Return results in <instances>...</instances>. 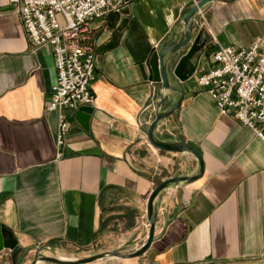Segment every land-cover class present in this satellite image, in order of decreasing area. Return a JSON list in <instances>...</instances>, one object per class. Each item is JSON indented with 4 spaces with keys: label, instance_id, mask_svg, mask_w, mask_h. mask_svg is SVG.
<instances>
[{
    "label": "crops",
    "instance_id": "1",
    "mask_svg": "<svg viewBox=\"0 0 264 264\" xmlns=\"http://www.w3.org/2000/svg\"><path fill=\"white\" fill-rule=\"evenodd\" d=\"M192 4L131 0L88 23L84 35L96 54L93 110L87 128L76 109L70 112L58 144L57 110L45 109L56 79L51 48H33L15 5L0 0V225L20 247L15 260L4 247L0 264H29L43 247H90L109 225L131 231L128 247L145 238L152 188L198 171L192 153L161 150L147 139L159 92L161 111L181 102L157 122L154 135L194 146L204 169L157 194L154 235L144 253L102 264H264V139L220 113L195 79L214 65L219 45L248 46L262 32L264 0L201 6L194 35L204 26L209 46L188 79L173 78L182 93L169 91L151 78L149 57L178 39Z\"/></svg>",
    "mask_w": 264,
    "mask_h": 264
},
{
    "label": "built area",
    "instance_id": "2",
    "mask_svg": "<svg viewBox=\"0 0 264 264\" xmlns=\"http://www.w3.org/2000/svg\"><path fill=\"white\" fill-rule=\"evenodd\" d=\"M197 0H193L196 2ZM26 35L37 49L51 48L56 79L46 95V110H57L56 140L64 142L67 115L94 101L95 49L84 32L88 23L119 12L125 0H11ZM201 17L204 12L198 10ZM263 30L248 46L219 45L214 65L196 75L222 114H231L264 139V15Z\"/></svg>",
    "mask_w": 264,
    "mask_h": 264
},
{
    "label": "water",
    "instance_id": "3",
    "mask_svg": "<svg viewBox=\"0 0 264 264\" xmlns=\"http://www.w3.org/2000/svg\"><path fill=\"white\" fill-rule=\"evenodd\" d=\"M131 0H125L129 2ZM211 0H197L182 16V32L178 39L165 43L159 50H153L149 57V65L151 69V78L154 81L160 82V87L169 91L180 92L182 89L179 86L173 85L174 80L184 81L188 79L196 70L199 61L209 46L210 36L206 33L205 27L202 26L194 35V19L198 10L205 3ZM160 98L157 103L156 112L147 128V139L153 146L165 151H188L192 153L198 161V171L194 174L188 175H174L160 180L150 191L146 201V216H147V234L145 238L136 246L120 250H107L103 252L93 253L81 258L63 259L60 257L48 255L38 250L29 264H38L43 261H50L59 264H80L93 261L104 256H114L116 258H124L131 256H140L150 245L155 228L156 211L154 208V200L157 194L166 187L169 183L179 180H193L199 177L204 169V160L201 153L189 143L184 141H166L157 138L154 135V127L157 122L163 117L171 114L177 109L181 102V97L175 101L171 107L165 111L160 110L161 103L164 96L159 92ZM93 107L91 105H80L74 112L75 118L82 126L87 128L88 119L92 113ZM10 249V254L15 260L17 254L20 252V247L17 245L16 239L12 233L5 227L0 225V251L4 248Z\"/></svg>",
    "mask_w": 264,
    "mask_h": 264
},
{
    "label": "rangeland",
    "instance_id": "4",
    "mask_svg": "<svg viewBox=\"0 0 264 264\" xmlns=\"http://www.w3.org/2000/svg\"><path fill=\"white\" fill-rule=\"evenodd\" d=\"M124 231L125 230L121 229L120 227H114L112 225H109L103 231L100 232L95 243L92 244L90 247L76 248L73 246H67V247L58 249L57 251H55L52 248L43 247L42 253L60 257L63 259H68V258L75 259V258H81L87 255L93 254V253L103 252L107 250L115 249V250L125 251L126 249L131 248L128 246L133 243L132 241L133 234L131 233V231H129L128 233H125ZM114 258H115L114 256H105L101 259H95L93 261H90L87 263H80V264H102L106 260H110Z\"/></svg>",
    "mask_w": 264,
    "mask_h": 264
},
{
    "label": "bare ground",
    "instance_id": "5",
    "mask_svg": "<svg viewBox=\"0 0 264 264\" xmlns=\"http://www.w3.org/2000/svg\"><path fill=\"white\" fill-rule=\"evenodd\" d=\"M105 257V256H104ZM101 258H103V257H101ZM101 258H98V259H101ZM116 258V257H115ZM104 260V259H103ZM118 260V259H117ZM38 264H40V262L38 263Z\"/></svg>",
    "mask_w": 264,
    "mask_h": 264
}]
</instances>
